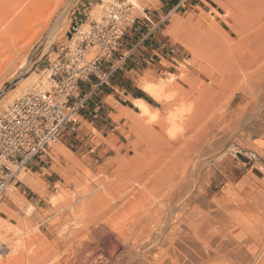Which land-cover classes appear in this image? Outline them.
<instances>
[{
	"label": "rangeland",
	"instance_id": "374dc122",
	"mask_svg": "<svg viewBox=\"0 0 264 264\" xmlns=\"http://www.w3.org/2000/svg\"><path fill=\"white\" fill-rule=\"evenodd\" d=\"M29 1L0 0L8 11L2 14L0 7V114L45 82L58 48L69 44L77 26L87 29L100 20L110 2L36 0L26 22L22 14ZM134 1L137 20L157 2ZM162 21L178 58L171 71L156 68L138 75L132 88L135 97L143 94L160 111L159 118L141 115L131 96H110L103 117L82 112L79 129L57 141L71 156L70 171L52 156L54 144L25 168L40 179L41 190L34 191L18 175L13 182L17 199L6 197L7 190L3 194L0 219L22 240L23 256L37 252L30 264H56L73 241L61 228L75 221L107 212L123 223L149 205V214L161 215L169 202L154 177L166 163L184 159L200 166L189 171L193 201L186 220L195 226L200 204L204 216L203 247L188 249L195 255L201 250L203 264H264V0H212L167 12ZM169 32L197 46V55ZM23 59L28 63L20 69ZM170 72L177 80L164 90L168 104L139 86L144 78L159 83ZM167 146L173 150H161ZM114 147L140 149L108 152ZM246 151L257 152L260 160H251ZM148 182L154 187L144 190ZM11 234H0L9 247Z\"/></svg>",
	"mask_w": 264,
	"mask_h": 264
},
{
	"label": "bare ground",
	"instance_id": "6f19581e",
	"mask_svg": "<svg viewBox=\"0 0 264 264\" xmlns=\"http://www.w3.org/2000/svg\"><path fill=\"white\" fill-rule=\"evenodd\" d=\"M108 1L111 2L113 0ZM129 1L133 3L134 8L137 9L138 5L136 4V2L134 0ZM35 2L37 1L30 0L24 8L22 17L26 19V22L31 21V6L34 7L33 4ZM4 6H6L5 2L4 5L0 6L4 8V11L0 10L1 13H4L6 10V7ZM33 7L32 10L34 9ZM38 15H40V11ZM101 15L103 16V14ZM18 18H20V16H18ZM29 22L27 24H30ZM32 23L34 24L33 21ZM33 24H31V28H33ZM169 34L172 35L176 40H179L183 45H185L188 49H190L194 54L197 55V46H195L192 42L181 40L171 32H169ZM91 56L93 55H90L89 57ZM26 63L28 62H25V59H23L19 68L23 69L25 66H27ZM176 80L177 76L171 73L167 78H162L159 83H152L148 80V78H144L139 82V86L141 89L146 91V93H148L154 100L162 104H168L169 100H167L165 97V94L167 92H164V90H167V88L171 84L175 83ZM43 81H46V78H43ZM36 87L38 88V86ZM133 104L140 111V114L145 116L146 118L151 119V117L155 118L154 116H156L157 118L158 115L160 116V111L151 106L150 103L143 98H134ZM118 115L119 113L115 114V117H117ZM56 143L57 142H53L51 144V147L55 144L53 146V151L51 152L52 156L54 152L55 159L63 160L62 163L64 165V168L70 171V166H72L71 156L66 152L64 147H61L58 143ZM167 147L168 148L166 149H163V147L161 148V150H173V147ZM139 149L140 148L138 147H114L108 149V152H136L139 151ZM92 151H94V149H92ZM238 152L240 151H235V153ZM199 167V162L184 159L176 163L168 162L164 165L163 168L160 169V172L156 174L154 178L159 179V182L156 184L158 185V187H162V193L164 194L163 198H166L168 200L169 206L164 209L163 212H160L161 215L159 216L152 213L149 214L152 206L149 205L147 208L143 209L141 213L131 214L129 216V219H126L127 221L125 220L123 221V223L115 221L113 220V218H109L107 216V212H104L92 219L75 221L77 224H71L70 226H67L69 225L67 224L66 226L61 228L63 232L60 231V233H70L71 235H73V241L65 251L57 256L55 263L203 264L202 251L200 250L199 254L195 255V253H192L188 249V246H191L195 249H202L204 244V216L202 204L199 205L197 210V217L194 220L196 227L186 220V212L187 210L191 209L193 201L189 171H197ZM19 176V179H21L34 191L38 192L39 190H41V181L40 179H37V177H34L35 175L32 176L28 171L23 169L19 173ZM65 176L68 175L65 173ZM153 184V182L146 183L143 186L144 190L153 189ZM15 188L16 187L13 184L9 185L6 192V197H8L9 199H17L18 196L15 193ZM196 191V196L199 197L201 201V189L198 188ZM86 204L88 205L89 202H84L82 205L85 206ZM179 207L180 209H178ZM28 214L31 216L29 211ZM12 231L14 233L13 227L9 226L8 223L6 224L3 219H0V234L4 233L5 235L6 233L5 236L7 237L11 234ZM172 234L174 237L171 236ZM190 235H193L194 238ZM0 239L3 241V239L5 240V237ZM17 240L18 238L16 237V235L12 236L11 234V238L9 240V242L13 243L11 247L8 246L7 242L3 241L7 244L6 246L8 250H6L5 255L2 257L0 264H30L35 256H37V252L35 253L33 250H30L31 254H28L29 252H26L25 256H23V252L21 250L23 242L22 240ZM46 264L51 263L50 261H48Z\"/></svg>",
	"mask_w": 264,
	"mask_h": 264
},
{
	"label": "built area",
	"instance_id": "2783aa9c",
	"mask_svg": "<svg viewBox=\"0 0 264 264\" xmlns=\"http://www.w3.org/2000/svg\"><path fill=\"white\" fill-rule=\"evenodd\" d=\"M136 11L129 0L108 2L100 20L87 29L78 26L69 44L58 48L46 81L0 114V201L33 159L45 154L65 132L79 129L82 112L100 117L103 103L95 93L109 86L128 58L130 51L121 50V42L136 25ZM245 153L260 160L256 152ZM6 245L0 239V263Z\"/></svg>",
	"mask_w": 264,
	"mask_h": 264
},
{
	"label": "crops",
	"instance_id": "0c3cea01",
	"mask_svg": "<svg viewBox=\"0 0 264 264\" xmlns=\"http://www.w3.org/2000/svg\"><path fill=\"white\" fill-rule=\"evenodd\" d=\"M211 2L212 0H157L155 7L146 13L147 19L137 20L134 28L123 38L120 49L128 48L130 54L122 68L112 77L109 86L97 89L95 99L102 102L104 107V102L110 96L122 100L128 99V96L133 99L143 98L135 97L132 91L137 76L147 70H157L156 68L171 71L174 60L178 58L176 51L171 49L173 45L170 44V39L164 34L163 15ZM163 61L169 62V66L165 67ZM103 114L102 110L100 117H103ZM35 160L37 159H33L29 164Z\"/></svg>",
	"mask_w": 264,
	"mask_h": 264
},
{
	"label": "trees",
	"instance_id": "16d2710c",
	"mask_svg": "<svg viewBox=\"0 0 264 264\" xmlns=\"http://www.w3.org/2000/svg\"><path fill=\"white\" fill-rule=\"evenodd\" d=\"M139 96H140V97H143V94H140Z\"/></svg>",
	"mask_w": 264,
	"mask_h": 264
}]
</instances>
